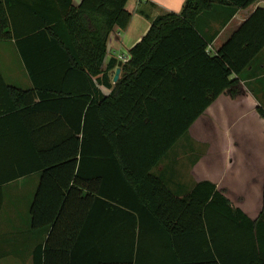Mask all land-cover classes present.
Instances as JSON below:
<instances>
[{"label":"trees","instance_id":"16d2710c","mask_svg":"<svg viewBox=\"0 0 264 264\" xmlns=\"http://www.w3.org/2000/svg\"><path fill=\"white\" fill-rule=\"evenodd\" d=\"M129 1L0 0V40L16 41L28 69L32 44L66 73L52 93L58 138L29 134L37 163L1 182L42 171L31 221L52 231L35 264H264V204L252 218L210 181L180 194L155 173L222 94L245 93L241 76L264 52V7L214 52L221 28L260 0H185L151 21L126 62L107 63Z\"/></svg>","mask_w":264,"mask_h":264},{"label":"crops","instance_id":"0c3cea01","mask_svg":"<svg viewBox=\"0 0 264 264\" xmlns=\"http://www.w3.org/2000/svg\"><path fill=\"white\" fill-rule=\"evenodd\" d=\"M72 1L76 7L83 2V0ZM184 4L185 0H130L127 9L132 14V20L126 31L117 30L110 37L107 63L112 59L118 60L120 54L126 55L124 61L126 62L129 58V50L149 30L151 21L167 12L180 13ZM258 7H264V0L238 10L233 19L221 28L210 49L217 51ZM213 27L219 29V24L215 23ZM139 28H143L144 31H139ZM135 30L139 33L132 39ZM29 45V50L33 48L30 59L33 70L28 69L15 40H0V197L2 195L0 264H35L36 249L46 246L52 231L32 227L31 206L40 186L42 171H35L13 181L1 183L37 163L29 134H32L34 139L44 141L58 138L60 100L53 97L52 93L59 89V82L66 73L48 67L51 62L57 60V55L41 53V49L36 50V46ZM263 67L254 77L241 76L245 87L242 96L232 98L222 94L193 125L189 134L199 143V147L202 146L196 149L195 144L193 148H186L184 154L178 151L182 154L181 160L184 165L178 172L184 173L186 180L183 177L177 179L173 176V180L187 182L182 184L190 185V189L202 181L216 184L219 189L226 192V196L234 206L240 207L252 218L259 216L264 204V154L260 155L261 161L258 165H253L252 170L250 163L245 164L244 169L248 171L249 176L246 178L248 183L244 190L232 191L229 182L226 181L231 178L229 173L234 167L231 164L233 161L231 156L234 152H229L232 138L219 134L215 126L222 124L226 118L228 122L233 119L229 123L231 126L239 123L251 126L257 121L264 135L262 116L258 112V108L264 107V99L252 95L253 87L255 85L260 87L258 81L264 84ZM118 68L114 70V74ZM114 77H112L113 81ZM248 84L254 86L249 87ZM258 91L261 93L259 89ZM247 107H253L256 111L253 120L247 119L249 114L244 112ZM72 109L73 105L70 106V110ZM220 111L224 118H221ZM256 115L259 120L256 119ZM243 136L247 139L249 135L245 133ZM190 177L194 182L193 179L189 182ZM179 192L184 194L182 189H179Z\"/></svg>","mask_w":264,"mask_h":264},{"label":"rangeland","instance_id":"374dc122","mask_svg":"<svg viewBox=\"0 0 264 264\" xmlns=\"http://www.w3.org/2000/svg\"><path fill=\"white\" fill-rule=\"evenodd\" d=\"M139 31L142 32L144 30L143 28H139ZM139 31L138 30L134 31L135 34L132 39H134L137 36L136 34H138ZM10 55L13 56V54H10ZM119 56L120 57H118V60L123 61V62L126 60V55L120 54ZM251 66H252L251 69L246 70L242 74L243 77H254L259 73L257 71L260 70L262 66H264V52L254 60ZM111 76L112 77L115 76L114 71L113 73H111ZM259 82H260L259 84L260 87H257L256 85L254 86L251 84H248V86L249 87L254 86L252 89L253 91L252 95L254 96L256 95L257 98L259 97L258 99H264V84L262 83V81H258V83ZM258 89L261 91V93H259ZM244 112L249 114L247 119H252V120L254 119L253 117L256 111L253 107L252 108L247 107L244 110ZM220 116L221 118H224L222 111H220ZM258 118L259 117L257 116L256 119L259 120ZM235 120L236 119H234V122ZM231 121H233V119L230 120V122ZM230 122H228L226 118L223 120L222 124L219 123L215 127H216V131L219 132V134L227 135L228 138H232L231 146L229 147V150H230L229 152H234L233 155L231 156L233 160L231 164H233L234 167H233V170L229 173V177L231 178L226 179V181L229 182L230 189L235 192L237 190H244L243 188L248 183L246 178L249 175L247 173L248 171H245L244 169L245 164L250 163L249 166H251L250 169L252 170L253 165H258L259 161H261L259 160V157L261 154H264V135L261 133L260 126L257 123V121H255L251 126L240 125V123L235 124L234 126H231L229 124ZM261 122L264 124L263 117H262ZM262 127L264 128V126ZM244 131H246L245 133L249 135L247 139L244 138L243 136L245 134ZM232 134L234 135L233 137H232ZM229 135H231V137ZM193 145L196 146V149H199L202 146L201 145L199 147V143L195 139H192L191 135L188 133V135H186L177 144V146L169 153V155L161 162L162 165L161 164L159 165L161 166V168H158L155 171V173H157L158 176H166L170 178L169 185L175 191H179V189H182L183 190L182 193H185L189 191V189L191 188L190 185L182 184V183H187L185 181L181 183L178 180H173V176H176L177 179L178 178L181 179L183 177L184 180H186L184 173L178 172V171H181L182 168L184 167V165H182L181 155L184 154V151L186 150V148L187 149L193 148ZM178 151L182 154H179ZM183 170L186 171L185 169ZM192 179L193 178L190 177L189 182H192ZM230 179H232V181ZM193 182H194V179H193Z\"/></svg>","mask_w":264,"mask_h":264},{"label":"water","instance_id":"95a60500","mask_svg":"<svg viewBox=\"0 0 264 264\" xmlns=\"http://www.w3.org/2000/svg\"><path fill=\"white\" fill-rule=\"evenodd\" d=\"M120 76H121V68H118L116 70V74H115V77H114V83H117L119 81Z\"/></svg>","mask_w":264,"mask_h":264}]
</instances>
